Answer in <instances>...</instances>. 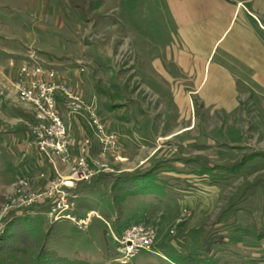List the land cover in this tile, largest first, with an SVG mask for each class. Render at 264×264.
Segmentation results:
<instances>
[{
    "label": "rangeland",
    "instance_id": "1",
    "mask_svg": "<svg viewBox=\"0 0 264 264\" xmlns=\"http://www.w3.org/2000/svg\"><path fill=\"white\" fill-rule=\"evenodd\" d=\"M66 2L0 0V216L70 171L29 144L28 127L19 120V110L31 113L32 108L19 99L11 81L20 61L33 54L95 105L119 146L100 154L86 115L68 119L81 132L74 140L69 129L75 149L89 136L90 168L113 169L79 184L74 213L81 217L96 210L108 225L95 216L79 230L68 220L51 223L38 213L37 233L49 231L46 249H39L42 264H121L114 259L112 232L119 236L126 224L137 221L154 231L155 252L141 250L125 264H172L162 257L190 264L214 257L216 264L217 252H223L224 264L264 263V238L255 236L258 228L264 232V189L250 187L264 175V157L213 184L193 172L196 165L172 162L175 168L165 166L155 180L160 191L151 187L153 179L150 185L139 183L144 191L118 194L115 203L110 188L116 176L144 171L158 160L200 155L221 165L264 151V76L236 84L234 100L190 99L196 87L177 80L185 75L169 59L170 43L175 44L159 0H103L82 18ZM154 58L166 71L153 70ZM23 176L27 180L19 184ZM26 214L11 215L6 227L14 240L9 246L25 248L12 255L33 264L37 233L32 224L23 225Z\"/></svg>",
    "mask_w": 264,
    "mask_h": 264
},
{
    "label": "built area",
    "instance_id": "2",
    "mask_svg": "<svg viewBox=\"0 0 264 264\" xmlns=\"http://www.w3.org/2000/svg\"><path fill=\"white\" fill-rule=\"evenodd\" d=\"M13 62L10 61V64ZM11 81L19 99L31 106L32 118L23 120L28 127L34 145L47 159H55L70 169L66 177H58L42 192L24 197L6 208L0 216V234L3 233L11 215L35 213V209L44 208V214L51 223L68 220L81 230L86 229L93 217L103 219L96 211L88 210L84 216L75 215L78 197L77 187L81 182L90 181L96 173L113 172L111 168H90L88 161L91 142L85 136L76 149L71 139L69 126L63 118L84 113L89 126L94 132L99 146V153L105 154L119 148L115 132H106L104 124L97 115L96 107L75 90L65 75L50 66H45L33 54L25 55L13 74ZM27 177H20L18 183L26 182ZM105 221V220H104ZM108 225V223L106 222ZM154 231L149 230L142 221L124 226L119 236L113 235L116 245L115 260L121 264L130 262L139 251H154Z\"/></svg>",
    "mask_w": 264,
    "mask_h": 264
},
{
    "label": "crops",
    "instance_id": "3",
    "mask_svg": "<svg viewBox=\"0 0 264 264\" xmlns=\"http://www.w3.org/2000/svg\"><path fill=\"white\" fill-rule=\"evenodd\" d=\"M159 2L175 44L170 43L169 59L185 75L177 80L196 87L188 98L201 95L203 100H234L238 95L236 84L259 81L264 76V0ZM152 67L157 73L166 71L158 58H154ZM73 117L63 112L73 139L78 140L79 126L68 122ZM215 256L216 264H224L223 252ZM162 258L172 264H190ZM205 264H215L214 257L206 258Z\"/></svg>",
    "mask_w": 264,
    "mask_h": 264
},
{
    "label": "trees",
    "instance_id": "4",
    "mask_svg": "<svg viewBox=\"0 0 264 264\" xmlns=\"http://www.w3.org/2000/svg\"><path fill=\"white\" fill-rule=\"evenodd\" d=\"M68 2L67 5L70 7L71 11L76 14L78 12V17L82 18L84 15V12L89 11L90 9H94L99 7V3H102L103 0H79L80 2L76 1V0H67ZM95 2V3H93ZM85 7H87V9H85ZM86 20V19H85ZM45 65V64H44ZM46 66V65H45ZM49 66V65H48ZM51 67V66H50ZM19 116L25 119H28L30 121H34L32 116L27 113L24 112L22 109L19 110L18 112ZM256 156H260V157H264V151H252L249 154H243V157L240 159H235V161L233 162H229V163H223L221 165L212 163L210 161H208L206 158L201 157L200 155H193V157H187V156H180L178 157L177 160H171L169 159V161L164 160V161H157L155 162L149 169H146L144 171H139L137 170L136 172H127L125 174H122L121 176H116L115 179L112 181V184L110 186L111 188V192L113 195V202H116V196H118V194H126V193H131V194H135L137 192L140 191H144V189H142L139 185L140 184H148L150 185L152 183L154 187L153 189L157 188L160 189L162 188L161 185L155 183V180L158 179V175L161 172L165 171V166L169 165L168 167L170 168H175V166L172 164V162H181L182 164H194L197 166V168H195L193 170V172L201 175V176H205L208 177L209 183L213 184L214 182H216V180H218V178H222L225 176H229L232 174H236V172L239 171V169H241L244 165H246L249 160H252L254 157ZM169 164H168V163ZM165 167V168H164ZM109 175H111L110 173H108ZM128 176L127 179L124 178V176ZM257 185V187L259 188H263L264 189V175H261V177H259L256 181H254L252 184L250 183V187L252 185ZM130 189V190H128ZM140 189V190H138ZM155 189V190H157ZM160 191V190H157ZM41 212V214H40ZM39 213L38 216L43 215L44 213V208H38L35 209V213H27L25 215V217L22 219L24 223L28 224H32V226H35L33 229L35 230V232L37 233V227L39 225V219L37 214ZM9 221V220H8ZM138 222V221H137ZM134 223V222H131ZM131 223H128L126 225H129ZM26 225V226H27ZM125 225V226H126ZM124 228V227H123ZM7 227L5 229L6 232H3L2 234H0V264H25L23 261L19 260L18 256H16V253H13L12 255V250L15 252H24L23 249H25L23 246V248L21 249L20 247H10L9 245L12 243L11 241L13 240L12 238H9V234H7ZM121 231V230H120ZM49 231L48 230H44L42 232V234L37 233L36 237V242L38 245V242H41L38 247L37 245L35 246V253H33V257H32V261L33 264H42L43 261V253H40L39 249L41 248L42 250H45L46 247V243H47V239L49 236ZM40 238H37L39 237ZM255 236L256 239L261 240L264 238V232L262 231V229L258 228L255 231ZM42 240V241H40ZM14 241V240H13ZM34 252V251H33ZM20 253V254H22ZM42 258V259H41Z\"/></svg>",
    "mask_w": 264,
    "mask_h": 264
}]
</instances>
